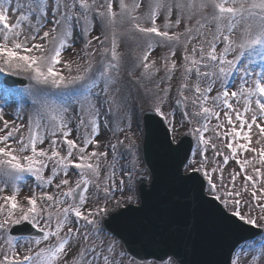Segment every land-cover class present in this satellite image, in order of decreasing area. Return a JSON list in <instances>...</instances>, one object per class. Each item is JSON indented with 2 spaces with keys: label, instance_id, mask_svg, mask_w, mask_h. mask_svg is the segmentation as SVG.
Segmentation results:
<instances>
[{
  "label": "snow or ice",
  "instance_id": "snow-or-ice-1",
  "mask_svg": "<svg viewBox=\"0 0 264 264\" xmlns=\"http://www.w3.org/2000/svg\"><path fill=\"white\" fill-rule=\"evenodd\" d=\"M0 264H264V0H0Z\"/></svg>",
  "mask_w": 264,
  "mask_h": 264
},
{
  "label": "water",
  "instance_id": "water-1",
  "mask_svg": "<svg viewBox=\"0 0 264 264\" xmlns=\"http://www.w3.org/2000/svg\"><path fill=\"white\" fill-rule=\"evenodd\" d=\"M147 122L149 128H151L154 120L148 118ZM150 146L151 143L145 150L146 159L152 156ZM152 211L153 207L152 202L150 201L149 206L148 208H146L144 213H130L124 217H120V223L113 224L112 227L109 226L113 231L117 233L119 237H121V239L127 246L128 251H130V253L134 256H143L151 250L146 246L145 235L148 231V221L151 218ZM193 243L196 246L197 250H199L203 245L207 243V240L205 237L201 236L197 237L193 241Z\"/></svg>",
  "mask_w": 264,
  "mask_h": 264
},
{
  "label": "rangeland",
  "instance_id": "rangeland-1",
  "mask_svg": "<svg viewBox=\"0 0 264 264\" xmlns=\"http://www.w3.org/2000/svg\"><path fill=\"white\" fill-rule=\"evenodd\" d=\"M161 51H162L161 49H157L156 52H154L152 55H153L154 57H157V58H158V57H159V54H160ZM137 54H138V53H137ZM65 58H70V57H68V55L66 54V55H65ZM161 74H163V73H161ZM124 79H125V80H128L127 75H125ZM176 84H177V81H176V80H173V92L175 91ZM149 86H150V85H149ZM144 103H145V102H144ZM139 113H140V112H139ZM140 114H141V113H140ZM214 122H215V121H213V123H214ZM135 130H136V129H135ZM185 131H186V128H180V129L178 130V132H177V135H180L182 132H185ZM137 135L139 136V133H137ZM206 135H210V134H206ZM138 141H140V139L137 140V143H138ZM225 151H227V150L225 149ZM244 155L247 156L248 154L245 153ZM218 159H222V157H219ZM238 168H239V166H238V165H235V161H230V162H229V165L226 166L225 171L228 172V171H230V170H232V169H236V170H238ZM242 179H243V177L241 176V177L239 178V180L242 181ZM90 190H91V189H90ZM28 191H29V189H25V190L21 191V193H20L19 196H18V199H22L23 196H24L25 194L28 193ZM5 194H10V190L6 191ZM116 195L119 196V193H116ZM120 246H121L120 243L117 242V247L120 248ZM119 250H121V248L118 249V251H119ZM124 259H125V261H127L129 258H128L127 256H125Z\"/></svg>",
  "mask_w": 264,
  "mask_h": 264
},
{
  "label": "bare ground",
  "instance_id": "bare-ground-1",
  "mask_svg": "<svg viewBox=\"0 0 264 264\" xmlns=\"http://www.w3.org/2000/svg\"><path fill=\"white\" fill-rule=\"evenodd\" d=\"M143 98V97H142ZM135 129H136V126H135V123L133 124V131H135ZM121 222V220L119 219L118 220V223H120Z\"/></svg>",
  "mask_w": 264,
  "mask_h": 264
}]
</instances>
